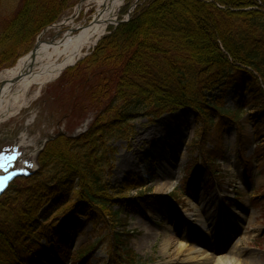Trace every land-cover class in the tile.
Listing matches in <instances>:
<instances>
[{"label": "trees", "instance_id": "trees-1", "mask_svg": "<svg viewBox=\"0 0 264 264\" xmlns=\"http://www.w3.org/2000/svg\"><path fill=\"white\" fill-rule=\"evenodd\" d=\"M63 13L61 0H0V70L32 49ZM65 75L76 81L94 78L87 96L96 114L84 132L49 141L39 171L0 198V264L7 256L22 261L21 250L38 246L40 238L50 247L42 263L69 257L71 226L40 225L37 215L52 197L68 198L75 189L94 229L102 223L122 229L110 233L109 262L140 264L125 231L126 218H119L124 191L111 197L102 181L115 154L110 141L130 136L138 117L191 111L201 125L193 147L215 175L224 124L237 126L243 109L250 108L258 141L253 157L264 156V0H145ZM231 87L243 102L233 112L222 110L212 97ZM134 188L124 184L125 191ZM89 252L81 250L78 260ZM25 261L37 264L29 255Z\"/></svg>", "mask_w": 264, "mask_h": 264}, {"label": "rangeland", "instance_id": "rangeland-1", "mask_svg": "<svg viewBox=\"0 0 264 264\" xmlns=\"http://www.w3.org/2000/svg\"><path fill=\"white\" fill-rule=\"evenodd\" d=\"M83 1L87 0H61L64 13L52 26L73 17L77 11L75 23H88L94 9L92 5H82ZM144 1L127 0L119 19H125L129 10L132 16ZM65 31L59 32L63 34ZM58 36L53 27H48L36 38L35 44ZM93 48L79 60L89 55ZM30 50L0 73L15 66ZM65 72L44 85L37 99L18 115L0 124V146L17 143L23 137L28 155L38 163L42 148L49 139L53 140L57 134L74 137L87 129L96 114L95 105L87 96L94 78L92 81L89 78L68 80ZM212 97L222 110L233 112L243 108L235 87ZM253 114V110L245 108L237 126L228 122L224 124L222 157L213 176H209L206 164L198 158V150L193 147L201 125L189 110H179L153 120L138 117L131 122L130 136L110 141L109 147L115 154L104 169L102 181L111 197L116 196L118 190L124 191L119 194L124 198L119 218H126L125 231L131 235L130 246L140 264H214L218 259L222 260L220 264H264V156L253 157L258 145ZM213 117H217L216 114ZM171 135L184 145L178 155L181 165L176 168L180 180L171 195L161 197L165 209L155 211L152 206L157 199L156 179L162 164L168 161L165 153L172 145ZM155 138L161 140L159 152L151 150ZM147 151H150L148 158ZM142 161L148 163V167L140 176L137 167ZM18 181L20 179L13 184ZM126 182L137 188L125 191ZM75 193L76 189L68 198L52 197L37 215L40 225L71 226L69 257L59 261L51 258L47 263L111 264L108 260L110 233H122V229L115 224L103 223L94 229L85 219L82 204L76 200ZM223 213L229 218L213 224L197 221L206 216L217 218ZM145 225H152L155 232L138 250L135 245L145 234ZM215 232L224 236L217 244L212 238ZM195 246L206 251L208 256L194 253ZM49 248L45 239L40 238L38 246L21 250L22 261L16 262L14 257L7 256L5 264H26L27 255L37 264H44L41 258H48ZM81 250L90 252L79 261L77 256Z\"/></svg>", "mask_w": 264, "mask_h": 264}, {"label": "bare ground", "instance_id": "bare-ground-1", "mask_svg": "<svg viewBox=\"0 0 264 264\" xmlns=\"http://www.w3.org/2000/svg\"><path fill=\"white\" fill-rule=\"evenodd\" d=\"M126 1H85L83 3L85 7L92 5L94 9L92 23H85V25L76 24L75 19L79 13L77 11L78 13L76 12L73 17L62 20L53 26V30L57 31L60 36L51 41H40L33 55L27 54L23 56L17 61L15 66L2 71L0 73V124L18 115L22 109L37 99L44 85L56 80L66 68L74 65L85 53L93 48L98 39L105 34L107 28L118 21ZM62 29L66 30L63 34L59 32ZM170 137H172L173 142L168 152L165 153L168 161L162 164L156 179L155 193L157 199L154 200V205L152 206L155 211L158 208H160L159 211L165 209L166 204L161 197L165 198L166 193L169 190H173L180 180V173L176 168L181 165L182 161H179L178 155L180 148H183L184 145L179 144L174 135ZM160 142L159 138H155L151 150L159 152ZM20 143H24L23 138H21ZM145 153L148 158L150 151ZM144 161L137 167L140 176L147 171L148 163ZM224 216V213L217 218L206 216L197 219V221L213 224L215 221L218 222L229 218V216H226V218ZM143 229L145 230V237L143 235L137 241L135 245L137 249H142V244L147 243L148 238H151L155 232L152 225H145ZM223 237L221 233L215 232L212 236L215 241L214 244H217ZM210 246L215 247L213 245ZM180 248L182 249V246ZM193 249L194 253L198 254L201 252V255L208 256L207 252L200 251L201 249L198 246L193 247ZM221 261V259H218L214 264H220Z\"/></svg>", "mask_w": 264, "mask_h": 264}, {"label": "water", "instance_id": "water-1", "mask_svg": "<svg viewBox=\"0 0 264 264\" xmlns=\"http://www.w3.org/2000/svg\"><path fill=\"white\" fill-rule=\"evenodd\" d=\"M137 1H138V0H137ZM133 7H134V6H133ZM123 22H126V20H125V21H124V20H123V21H119L117 24H120V23H123ZM46 30H47V29H45V30L43 31V33L46 32ZM37 45H38V42H37V44H35L34 48L31 50V52H30L31 55H33V53H34V51H35Z\"/></svg>", "mask_w": 264, "mask_h": 264}, {"label": "snow or ice", "instance_id": "snow-or-ice-1", "mask_svg": "<svg viewBox=\"0 0 264 264\" xmlns=\"http://www.w3.org/2000/svg\"><path fill=\"white\" fill-rule=\"evenodd\" d=\"M0 190H2V188H0Z\"/></svg>", "mask_w": 264, "mask_h": 264}]
</instances>
